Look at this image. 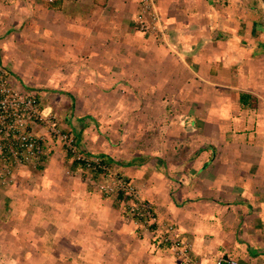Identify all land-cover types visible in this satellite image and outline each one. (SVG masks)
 <instances>
[{"label": "crops", "instance_id": "1", "mask_svg": "<svg viewBox=\"0 0 264 264\" xmlns=\"http://www.w3.org/2000/svg\"><path fill=\"white\" fill-rule=\"evenodd\" d=\"M140 1L0 0V65L84 154L136 186L155 221L103 194L106 175L42 123L45 157L0 169V222L37 236L17 243L56 264H183L163 246L167 226L196 263L264 264L262 5L156 0L155 36L138 29Z\"/></svg>", "mask_w": 264, "mask_h": 264}, {"label": "built area", "instance_id": "2", "mask_svg": "<svg viewBox=\"0 0 264 264\" xmlns=\"http://www.w3.org/2000/svg\"><path fill=\"white\" fill-rule=\"evenodd\" d=\"M52 1L49 0V2ZM136 22L139 31L143 34L163 35V21L156 8V0L140 1V11ZM41 107L39 97L34 93L16 88L8 70L0 65V169L8 175L10 166L13 164H31L41 161L46 154L45 139L38 137L33 129L46 123L52 137L77 162L83 164L85 169L106 175L103 183L96 184L103 194L120 195L132 219L142 224H152L155 221L153 208L141 199L136 186L128 179L113 174L103 159L84 154L76 138L45 118ZM4 171L1 177L5 176ZM175 231L173 226H167L161 234L162 242L170 245L183 264H199L192 259L188 248L176 237ZM214 264H238V261L222 256Z\"/></svg>", "mask_w": 264, "mask_h": 264}, {"label": "rangeland", "instance_id": "3", "mask_svg": "<svg viewBox=\"0 0 264 264\" xmlns=\"http://www.w3.org/2000/svg\"><path fill=\"white\" fill-rule=\"evenodd\" d=\"M260 2L262 7H264L263 1L260 0ZM218 3L219 2H217V4ZM253 3L254 0H240V3H236V6L245 5L248 8L250 7L251 9H257L258 7L255 6V3ZM262 10L264 9L262 8ZM262 20H264V17ZM262 34H264V32ZM1 210L3 211V207H0V211ZM11 225V220L5 226L0 222V264H56L51 258H49V256L43 255L39 251L29 250V244L25 245V247L23 246L22 248L21 245L23 242L19 244L17 243L18 241L31 238L36 240L37 236L29 237L22 234L21 236L19 235V238H22L19 240L17 239L18 236L10 233L9 226Z\"/></svg>", "mask_w": 264, "mask_h": 264}, {"label": "trees", "instance_id": "4", "mask_svg": "<svg viewBox=\"0 0 264 264\" xmlns=\"http://www.w3.org/2000/svg\"><path fill=\"white\" fill-rule=\"evenodd\" d=\"M259 2L258 3H261L260 2V0H258ZM262 8L264 9V7H262L261 6V8H259L260 9V11L263 13L264 12V10H262ZM242 98H243V100H244V96L242 95ZM242 100V99H241ZM99 157V156H98ZM99 158H101V159H103V162L104 163H106L107 165H109L108 163V161L105 159V158H102V157H99ZM163 246H165V247H167V248H169L170 247V245L167 243V244H165V243H163Z\"/></svg>", "mask_w": 264, "mask_h": 264}, {"label": "water", "instance_id": "5", "mask_svg": "<svg viewBox=\"0 0 264 264\" xmlns=\"http://www.w3.org/2000/svg\"><path fill=\"white\" fill-rule=\"evenodd\" d=\"M263 1V3H264V0H262Z\"/></svg>", "mask_w": 264, "mask_h": 264}]
</instances>
